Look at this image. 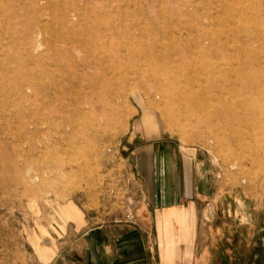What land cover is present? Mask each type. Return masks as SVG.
<instances>
[{
    "label": "rangeland",
    "instance_id": "1",
    "mask_svg": "<svg viewBox=\"0 0 264 264\" xmlns=\"http://www.w3.org/2000/svg\"><path fill=\"white\" fill-rule=\"evenodd\" d=\"M167 8L173 13L179 5L170 3ZM257 12L261 19V11ZM62 16L68 18L61 22ZM156 16L158 6L149 0H65L61 10L46 11L45 18L51 24L46 34L50 43L45 50L40 48L45 52L37 70L40 67L48 72L43 75L46 83L62 85L66 79L61 94L55 91L57 86L50 89L47 104L52 110L60 105L64 117L59 121L51 119L48 133L35 137L33 160L28 168L19 172V182L10 184L0 178V264H40L34 256L36 246L32 242L38 224L29 208L33 202L42 206L52 201L73 200L89 214L91 207L104 208L106 217H118L139 205L173 200L170 193L177 191L183 173L189 176L191 185L196 186L194 190L202 197L198 204L214 205L217 201V206L222 202L224 207L227 202L226 212L224 215L218 212L212 228L221 226L222 217L237 220L240 213L235 216L236 199L249 206L251 224L233 221L226 225V231L230 236L241 235L243 248L256 254L243 262L264 264V128L256 131L254 149L229 147L223 144L225 134L211 127L205 116L185 115L183 111L172 114L167 111L173 110V105L157 108L158 105L149 103L152 89L146 88L144 92L143 80L131 78L133 68L143 65L142 58L112 56L122 45L123 48L131 45V34L140 31L142 44L133 42L134 48L166 41L153 39L154 32L160 30ZM59 27L80 35L82 44L77 46L72 38H58L55 33ZM3 47L4 53L8 51L9 56L14 52L15 57L9 58L4 67L0 65V90L6 94L0 91V123L4 113L1 107L15 103L10 90L15 82V69L20 67L16 57L21 56L18 44L5 43ZM54 48L63 50L65 61L72 51V56L84 61V65L68 67L62 55L54 56ZM58 63L65 69L63 74L56 69ZM22 66L27 67L25 73L29 74L28 67L35 65ZM173 79L178 83L180 76L177 74ZM94 83L95 90L91 86ZM120 88L125 92L119 91ZM104 102L106 107L102 105ZM9 123L12 129L19 125L15 120ZM37 138L44 139L46 148H40ZM18 147L19 156L9 147L2 149L18 168H22L21 155L27 145ZM242 158L244 165L239 163ZM69 207L75 209L71 201L58 204L57 213L71 217L64 214ZM245 214L242 213L244 220ZM39 230L42 231L41 226ZM252 234L257 237V245L253 247L250 244ZM222 240L219 247L233 249L236 244L235 240L229 245ZM36 249L42 252L41 247Z\"/></svg>",
    "mask_w": 264,
    "mask_h": 264
},
{
    "label": "bare ground",
    "instance_id": "2",
    "mask_svg": "<svg viewBox=\"0 0 264 264\" xmlns=\"http://www.w3.org/2000/svg\"><path fill=\"white\" fill-rule=\"evenodd\" d=\"M64 2L65 0H0V65L4 67L9 58L15 57L13 51L9 53L10 57L8 51L4 53L5 43H15L21 47V56L16 57L20 61L17 64L20 67L14 68L16 72L14 85L12 84L13 87L8 85L12 87L9 89L12 96H15V103L12 104L14 108L10 107L11 104L1 107V112L4 113L1 115L0 123V178L6 183L19 182V172L24 167L28 168L33 160L36 149L33 145L35 137L48 133L51 119L59 121L64 117L60 105L52 110L47 104L50 89L57 86L55 91L61 94L62 85L67 84L66 79L62 85H53L50 81L46 83L43 81V75L48 72L40 67L37 70L45 52L40 48L45 50L50 43L46 34L50 32L51 24L45 18L46 11L61 10ZM149 2L158 6L155 21L160 30L154 32L153 39L167 40L160 41L154 46L134 48L133 42L140 43L139 37L142 32L139 30V33L131 34L132 46L123 48L124 45L121 44V48L112 56L142 58L143 65L133 68L131 78L143 80L144 87L142 84L141 88L144 92L146 88L152 89V96L146 92L150 96V104L158 105L157 108L173 105L175 108L167 111L172 114L183 111L185 115L205 116L211 127L225 134L223 144L236 149H254L256 131L258 128H264V0H149ZM170 3L179 5L173 13L167 8ZM257 10L261 11V19ZM74 15L76 16V13ZM67 18L62 16L61 22ZM19 32L22 34L19 35ZM55 35L60 39L72 38L77 46L83 42L80 35L68 32L63 27H59ZM53 51L54 56H63V61L68 67L72 64L84 65V61L72 56V51L66 61L61 48H54ZM28 63L35 66L28 67L30 73L26 74L27 67L22 65L27 66ZM56 69L62 74L65 71L59 63ZM76 71L73 76L76 75ZM177 74L180 80L175 83L173 78ZM66 75V73L63 75V79ZM6 82L8 84L9 80ZM91 86L94 90L97 87L95 83ZM119 91L125 92V89L120 88ZM102 105L105 106L106 103ZM10 120L19 123L16 129H12ZM37 142L40 148H46L43 138H37ZM23 144L27 145L21 155L24 165L18 168L2 148L9 147L16 156H19L18 145ZM255 157L257 158V154ZM253 159L252 157L251 161ZM242 161L245 160L242 158L239 163Z\"/></svg>",
    "mask_w": 264,
    "mask_h": 264
},
{
    "label": "crops",
    "instance_id": "3",
    "mask_svg": "<svg viewBox=\"0 0 264 264\" xmlns=\"http://www.w3.org/2000/svg\"><path fill=\"white\" fill-rule=\"evenodd\" d=\"M179 183L177 191L170 193V202L139 205L118 217H106L104 208L91 207L89 214L73 200L42 206L33 202L29 208L38 224L32 242L42 248V252L35 248L34 256L40 264H248L243 260L256 254L243 248L241 235H228L226 225L233 221L251 224L249 206L236 199L237 220L222 217L221 226L212 228L218 212H226L227 202L224 207L222 202L217 206V201L198 204L202 197L189 176L183 173ZM68 201L75 209H65L64 214L71 217H62L57 206ZM255 237L252 234V247L257 245ZM221 240L227 245L235 240L236 244L233 249L219 247Z\"/></svg>",
    "mask_w": 264,
    "mask_h": 264
}]
</instances>
